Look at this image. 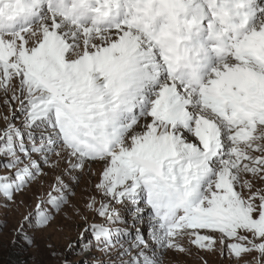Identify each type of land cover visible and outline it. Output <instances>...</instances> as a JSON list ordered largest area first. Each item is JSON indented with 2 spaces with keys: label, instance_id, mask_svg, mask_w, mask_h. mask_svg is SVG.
Listing matches in <instances>:
<instances>
[{
  "label": "snow or ice",
  "instance_id": "6c2138e0",
  "mask_svg": "<svg viewBox=\"0 0 264 264\" xmlns=\"http://www.w3.org/2000/svg\"><path fill=\"white\" fill-rule=\"evenodd\" d=\"M0 90L23 116L3 117L0 198L52 154L75 158L65 174L104 163L86 205L102 220L78 242L117 259L92 264H160L184 236L264 264V0H0ZM71 194L55 176L17 236L31 246L24 223L46 227Z\"/></svg>",
  "mask_w": 264,
  "mask_h": 264
},
{
  "label": "rangeland",
  "instance_id": "374dc122",
  "mask_svg": "<svg viewBox=\"0 0 264 264\" xmlns=\"http://www.w3.org/2000/svg\"><path fill=\"white\" fill-rule=\"evenodd\" d=\"M16 83L13 81L14 86ZM11 95V90L7 93L0 90V130L6 127L7 122L3 119L5 116H8L17 126L21 125L23 119L22 114L16 111L19 102L12 101ZM18 155H21L23 159L21 153ZM6 159L8 158L0 157V174L15 171V169L2 166V162ZM49 159L58 161V166L50 168L42 164L45 175L30 182L22 192L15 194L14 201H5L0 198V264H65V262L67 264H92L93 261L117 259L116 250H113L112 256L109 257L96 247L82 250L78 242L80 233L87 224L100 223L102 220L86 205L92 197H95L97 205L104 199L102 193L96 189L104 163L101 161L85 162L83 169H71L65 174L68 161L74 160V157H69L64 152L62 159L56 157L55 154H52ZM57 175H62L65 182L71 186L72 194L68 197V203L63 205L59 212H52L53 219L46 227L37 228L24 223V232L33 240V244L29 246L22 236H17L16 230L20 228L24 217L35 210L37 198H46ZM72 176H77L78 182H73ZM254 183L257 188H264V181L256 180ZM244 195H248L247 189L244 190ZM124 218L131 226L132 213L125 209ZM135 227L142 228L147 236L146 225L137 223ZM211 234L219 240V233ZM179 242L185 251L162 250L159 254L160 264H245V261L248 264H255L258 258V253L255 252L243 255L242 258H236L227 252L221 255L219 243L214 250L200 249L192 245L187 236L180 238ZM69 244L73 245L71 249L68 247Z\"/></svg>",
  "mask_w": 264,
  "mask_h": 264
}]
</instances>
